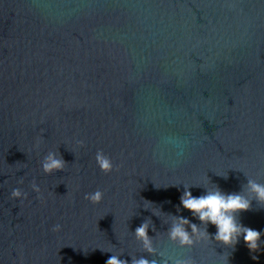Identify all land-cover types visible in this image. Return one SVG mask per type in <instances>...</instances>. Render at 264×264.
<instances>
[{"label":"water","instance_id":"1","mask_svg":"<svg viewBox=\"0 0 264 264\" xmlns=\"http://www.w3.org/2000/svg\"><path fill=\"white\" fill-rule=\"evenodd\" d=\"M49 151L63 172L43 173ZM248 179L264 184V0H0V264H264V235L256 253L169 235L205 228L185 186L252 199ZM238 220L264 233V205Z\"/></svg>","mask_w":264,"mask_h":264},{"label":"clouds","instance_id":"2","mask_svg":"<svg viewBox=\"0 0 264 264\" xmlns=\"http://www.w3.org/2000/svg\"><path fill=\"white\" fill-rule=\"evenodd\" d=\"M42 143V137H37L34 147L39 149ZM80 147H84V141H77ZM95 161L105 175L112 173L113 171L119 172V167H114L112 159L107 156L102 150L97 151L95 155ZM67 162L56 151H49L41 161V168L44 174L51 175L56 172H63L65 170ZM19 183H23L21 179ZM247 188L254 196L249 199L242 196L239 193H224L215 187L214 189L205 188L203 195L198 197L193 196L190 187L185 186V191L180 197V203L185 210H188L192 215L197 218L201 224L205 225L204 231L201 233L198 226L191 223L187 218L181 216L178 217V223L174 224L170 229L169 235L173 240H178L181 245L190 246L194 243L192 234H199L205 238L214 240L217 244L223 245L228 248H235L238 244L240 237H243V241L250 252L256 253L261 251L262 240L264 235L261 231L255 230L251 227L243 225L238 216L242 212L250 211L252 209V202L264 205V184L259 183L253 179L247 180ZM33 192L37 194V198L41 203L44 202L41 187L32 181L30 185ZM10 197L13 200H19L23 202L28 198V193L24 192L21 188H14L10 193ZM104 198V192L100 189L94 192L85 194L84 199L88 200L91 204H100ZM213 225L216 228L214 236L207 231V225ZM185 225L191 228V234L185 227ZM62 230V225L55 224L51 231L58 233ZM148 224L142 223L135 229V235L137 239L143 242L146 250L151 251V240L148 236ZM253 260H257L258 256L253 255ZM105 264H128V261L121 259L120 256L112 254L105 262ZM132 264H149L144 258L134 259Z\"/></svg>","mask_w":264,"mask_h":264}]
</instances>
